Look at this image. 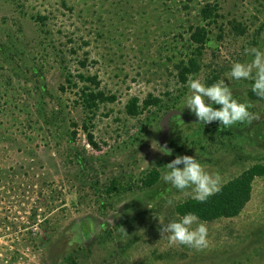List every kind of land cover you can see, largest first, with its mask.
I'll return each mask as SVG.
<instances>
[{
	"label": "rangeland",
	"instance_id": "1",
	"mask_svg": "<svg viewBox=\"0 0 264 264\" xmlns=\"http://www.w3.org/2000/svg\"><path fill=\"white\" fill-rule=\"evenodd\" d=\"M195 27L207 31L199 53ZM245 47L264 50V0H0V264H264V176L237 216L206 222L199 249L171 241L159 222L191 196L161 175L150 188L140 182L178 155L219 173L221 185L264 163V98L249 97L252 80L227 75L250 61ZM192 58V75L223 79L252 119L172 120L167 140L179 151L164 155L162 115L197 120L182 110L188 89L174 67ZM79 72L117 96L91 119L66 80ZM149 94L161 105L126 114L130 98Z\"/></svg>",
	"mask_w": 264,
	"mask_h": 264
},
{
	"label": "clouds",
	"instance_id": "2",
	"mask_svg": "<svg viewBox=\"0 0 264 264\" xmlns=\"http://www.w3.org/2000/svg\"><path fill=\"white\" fill-rule=\"evenodd\" d=\"M210 46H214V42H210ZM244 53L251 57L250 61L233 62L227 75L236 81L252 80L251 91L257 97L264 98V50L245 47ZM186 86L188 91L182 100V110L186 107L197 121L203 124L216 121L220 127H229L237 122L243 123L252 119L249 112L251 105L246 101L237 100L223 79L205 84L200 78L189 74ZM158 150L164 155L172 154V150L167 147ZM179 165L183 167H178ZM156 168L164 182L190 195L197 202H205L220 190V174L207 171L194 156L178 155L164 166ZM172 203L173 201H168V204ZM159 222L162 226L161 232L168 234L171 241L197 249L207 246V224L194 212L177 213L175 219L166 223L161 219Z\"/></svg>",
	"mask_w": 264,
	"mask_h": 264
},
{
	"label": "trees",
	"instance_id": "3",
	"mask_svg": "<svg viewBox=\"0 0 264 264\" xmlns=\"http://www.w3.org/2000/svg\"><path fill=\"white\" fill-rule=\"evenodd\" d=\"M214 9L215 8L210 4H206L200 10L201 16L205 19L212 17ZM36 20L42 23L43 17L38 15ZM189 37L194 44L198 45L199 53L207 40V31L203 27H195ZM80 64L85 66L84 62H80ZM174 67L177 71L178 80L182 84L186 83L189 74L198 70L197 62L193 58L189 59L186 63L180 61L174 65ZM216 78L217 76H214L213 81H215ZM66 80H68L69 85L78 89V98L90 119L95 117L101 104L113 103L117 99L115 94L106 93L99 89L100 82L96 75L79 72L76 75H68ZM249 97L259 98L252 91L249 92ZM161 103V99L154 97L151 94L147 95V97L141 101H139L137 97H132L125 104V112L129 116H136L142 110H146L153 106H160ZM214 107L219 106L217 105ZM211 123L219 125L216 121ZM87 139L92 146H96L93 141V135L90 131H87ZM169 145L176 153L179 151V148H176L173 144L169 143ZM260 176H264V163H255L245 169L240 175L222 184L220 190L210 196L205 202L200 203L193 199H187L176 204L174 211L176 214H184L192 211L201 221L204 222H212L219 218H233L242 211L246 203L249 201L252 191V183L256 177ZM159 178L160 172L157 169H151L142 179H140L141 187L150 188L158 182ZM115 184L116 182L112 181L110 187L106 188L108 193L115 189ZM69 262L70 264H76V261L74 260H70Z\"/></svg>",
	"mask_w": 264,
	"mask_h": 264
},
{
	"label": "water",
	"instance_id": "4",
	"mask_svg": "<svg viewBox=\"0 0 264 264\" xmlns=\"http://www.w3.org/2000/svg\"><path fill=\"white\" fill-rule=\"evenodd\" d=\"M176 119L185 122H198L197 120L184 115L178 110H168L162 115L159 120V129L161 131V134L159 135L157 141L161 148L167 147L168 149H171L172 155H176V152L171 148L167 139L170 134V122Z\"/></svg>",
	"mask_w": 264,
	"mask_h": 264
}]
</instances>
